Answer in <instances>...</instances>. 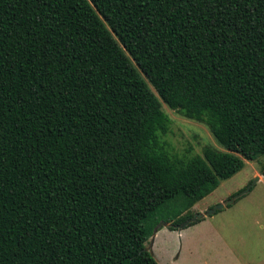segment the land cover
Segmentation results:
<instances>
[{
	"label": "trees",
	"instance_id": "16d2710c",
	"mask_svg": "<svg viewBox=\"0 0 264 264\" xmlns=\"http://www.w3.org/2000/svg\"><path fill=\"white\" fill-rule=\"evenodd\" d=\"M160 101L225 151L172 153ZM261 155L264 0H0V264H157Z\"/></svg>",
	"mask_w": 264,
	"mask_h": 264
},
{
	"label": "rangeland",
	"instance_id": "374dc122",
	"mask_svg": "<svg viewBox=\"0 0 264 264\" xmlns=\"http://www.w3.org/2000/svg\"><path fill=\"white\" fill-rule=\"evenodd\" d=\"M149 87L154 92L150 85ZM160 104L161 110L171 121L170 132L165 139L169 143L172 153L178 156L183 154L202 155V150L205 147L216 151H225L205 124L184 118L161 101ZM263 166L264 155L254 161L245 160L243 168L238 173L228 179L221 180L219 186L194 204L196 208L189 212V215L192 216L205 215L218 204L227 202L249 188L247 193L237 197L232 204L226 205L211 215H205L206 219L215 226H218V223H224L223 233L233 248V256H236L235 264H264V177L260 174ZM153 237L154 234L144 244L150 255L155 250L151 248ZM164 239V246L167 250L172 251L175 245L179 244L178 236L173 233ZM167 255L170 254H166L165 257ZM226 256L224 253L222 258L226 259ZM204 259L210 264H220L219 247L215 252L212 247L209 255Z\"/></svg>",
	"mask_w": 264,
	"mask_h": 264
},
{
	"label": "crops",
	"instance_id": "0c3cea01",
	"mask_svg": "<svg viewBox=\"0 0 264 264\" xmlns=\"http://www.w3.org/2000/svg\"><path fill=\"white\" fill-rule=\"evenodd\" d=\"M195 208L196 206H193L191 209ZM160 228L154 233L151 244V248L155 249L152 257L157 264H210L204 258L209 255L212 247L214 252L218 247L220 249V264H235L236 256H233V248L223 233L224 223L215 226L203 215L197 223L183 229L178 228L174 231L167 226ZM171 233L179 238V244L175 245L172 251L167 250L163 242ZM224 253L227 255L226 259L222 258ZM166 254L170 255L165 257Z\"/></svg>",
	"mask_w": 264,
	"mask_h": 264
},
{
	"label": "water",
	"instance_id": "95a60500",
	"mask_svg": "<svg viewBox=\"0 0 264 264\" xmlns=\"http://www.w3.org/2000/svg\"><path fill=\"white\" fill-rule=\"evenodd\" d=\"M258 179V177H257ZM256 179V180H257ZM249 190V188L245 189L243 192L239 193L238 195L234 196L232 199L228 200L227 202L225 203H222V204H218L217 206H215L213 209H211L210 211H208L205 215H211L213 213H215L217 210H220V209H223L226 205H229V204H232L234 202V200L239 197L240 195L244 194V193H247ZM203 215L202 214H196L194 216H192L191 218H189L188 220H186L185 222H183L179 228L180 229H183L185 228L186 226H188L190 223L194 222L196 219H200ZM162 226H168L167 223L165 222H159L155 228L153 229V234Z\"/></svg>",
	"mask_w": 264,
	"mask_h": 264
}]
</instances>
